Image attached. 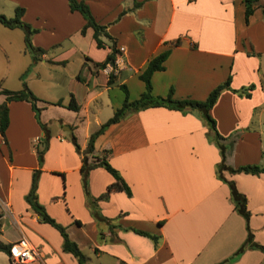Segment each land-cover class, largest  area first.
Wrapping results in <instances>:
<instances>
[{"label":"crops","instance_id":"crops-1","mask_svg":"<svg viewBox=\"0 0 264 264\" xmlns=\"http://www.w3.org/2000/svg\"><path fill=\"white\" fill-rule=\"evenodd\" d=\"M83 1L104 26L102 46L95 45L90 26L80 32L84 18L68 8L67 0H17L22 18L35 28L31 44L44 50L38 59L60 66L63 74L47 85H26L37 97L38 120L29 101L6 103L8 122L0 134V242L8 244V251L0 250V264H78L61 248L58 230L24 198L33 170L36 200L64 226L86 264H264L258 247L248 244L236 252L246 224L251 240L264 245V173L218 172L215 143L223 145V162L229 166L264 165V0L252 3L246 20L243 0ZM30 6L37 7L31 19L25 13ZM175 37L179 42L169 46L163 67L150 74L151 93L164 96L171 89L174 97L203 99L229 76V88H222L209 108L220 136L214 140L196 110L152 105L125 112L95 135L92 151L85 153L88 160L104 153L130 190L129 195L111 190L97 199L107 220L95 219L81 183L80 151L89 133L121 105L125 93L119 84L128 99L138 97L144 88L139 71ZM110 43L116 48L114 66L101 67L96 62ZM50 48L55 49L48 53ZM71 57L77 66L64 71ZM111 71L113 81L107 83ZM249 83L248 96L230 89ZM70 94L77 110L64 106ZM223 178L245 196L246 221L233 207ZM112 180L95 165L87 172L86 189L95 197ZM20 238L38 249V258L13 261L9 245Z\"/></svg>","mask_w":264,"mask_h":264},{"label":"trees","instance_id":"trees-1","mask_svg":"<svg viewBox=\"0 0 264 264\" xmlns=\"http://www.w3.org/2000/svg\"><path fill=\"white\" fill-rule=\"evenodd\" d=\"M244 1V19L246 20L247 16L251 13L253 5L252 3L255 0H243ZM67 5L70 10H77L81 13V15L84 18V23L80 27V32H84V29L86 26H90L92 28V37L95 41L96 46H102V38L101 35L105 34L104 26L97 23L96 20L91 15L89 8L87 4L83 0H67ZM23 12V7L16 5L14 7L13 15L11 16H5L4 14L0 13V23L6 27H19L23 30V41H24V48L29 50L32 53L33 59L39 58L40 54L44 51L41 47L35 46L31 44L30 42V34L35 31V28L31 27L27 22L23 21L21 19V14ZM179 42V37L172 38L168 41V47L162 49L161 51L157 52L153 56H151L143 66V68L139 71L138 77L143 81L144 88L139 94L138 97L134 99H128L126 97V88L124 84H119L122 88L123 92L125 93V96L123 98V101L121 102V105L114 109L112 114L107 117L103 122H101L97 128L93 131H91L88 135L86 146L84 150L80 151L81 153V163L79 166V171L81 175V183L83 186V190L85 193V196L87 197V205L89 207V210L91 214L95 217V219L101 220H107L104 216H102L97 208L96 200L99 198H106L109 191L115 190V189H122L127 195L130 194L129 186L128 184L123 180L117 169H115L113 166L109 164V162L106 160L105 155L101 156H93V158H90L89 160L86 157V152H91L93 149V139L95 135L99 132H101L109 123L114 122L118 120L125 112L137 110L146 106H152V105H163L170 108L179 109L181 111L184 110H196L199 115L205 120V122L208 125V128L212 131L214 140L218 138L220 135L218 134L216 128H215V122L213 117L209 114V108L215 101L217 95L219 94L220 90L224 87L229 88V76H227L222 82L218 83L216 86H214L212 89L209 90L207 95L203 99H193L190 97H174L172 96V90L169 89V91L164 96L154 95L151 93V84H150V74L155 69H161L163 67V60L166 57L169 46L175 45ZM116 53V48L113 43H110L109 45V51L106 53L104 58L101 61L96 62L97 65L103 67L106 63H110L111 66H114V56ZM113 81V72H109L107 77V83H110ZM252 83L247 84L246 86H243L241 88H230L232 91H235L239 94H243L245 96H248L249 92L248 90L252 87ZM0 92L4 94V100L0 102V134L3 135L4 129L8 122V114H7V101L11 99H25L29 101L30 106L34 112L35 118L38 120V112L39 107L35 105V101L37 100V97L32 93V91L26 86V84L23 82L22 86L18 89H9L5 87H0ZM54 103L60 104V101L57 100ZM64 106L77 110L78 104L75 102L73 96L70 94L68 101L64 104ZM42 125V123H40ZM70 140L73 143L75 149L79 151V145L77 144L75 140V136L72 134L70 136ZM219 147V153H220V160L217 163V170L218 172L222 169H226L230 172L235 171H244L249 173H264V165L256 164V163H246L237 165L235 167L229 166L223 162V145L219 143L218 141H215ZM42 149L37 150V156L40 159L41 157ZM95 165H101L103 166L113 177V180L107 184L105 190L98 194L97 196L93 197L91 196L87 189H86V175L88 170L95 166ZM36 173L37 170H33L31 174L30 179V185L27 190V192L24 195L25 200L29 203L31 208L41 216V219L45 222H48L50 225L54 226L59 234L61 235V248L67 252H70L78 262V264H86V255L81 251V249L77 246V244L71 240L67 233L65 232L64 226L57 223L51 216H49L46 211L44 210L43 206L36 200V193H35V187H36ZM220 176V174H219ZM225 182L228 185L229 188V194L231 201L233 203V207L236 211H238L245 219V221L248 218V210L245 206V196L239 192L233 181L225 179ZM135 231L143 234H147L143 230L135 229ZM246 237L243 243L239 246V248L236 250V252H239L242 250L244 245H252L255 247H258L264 252V245L253 242L251 240V232L246 224ZM152 238H154V235L148 234ZM0 250L8 251V244L0 242Z\"/></svg>","mask_w":264,"mask_h":264},{"label":"rangeland","instance_id":"rangeland-1","mask_svg":"<svg viewBox=\"0 0 264 264\" xmlns=\"http://www.w3.org/2000/svg\"><path fill=\"white\" fill-rule=\"evenodd\" d=\"M30 4L34 5V3ZM16 5H18L17 0H0V13L5 16H11L13 15ZM34 8L37 7L30 6L25 11L29 19L32 17V9ZM22 20L26 21L24 18H22ZM54 49L55 48H50L48 53L53 52ZM75 66H77L75 58L71 57L64 67V71H66V69L67 72L71 71ZM261 66L264 68L263 58L261 60ZM60 68V66L57 67V65L50 63L48 60L33 59L32 53L24 48L22 28H10L0 23V87L17 89L22 86L23 82L27 86L29 84L32 87L39 83L47 85L50 84V80L53 79V76H61L63 74ZM262 116L263 122H260V127L264 129V113ZM261 138L264 155V130L261 132Z\"/></svg>","mask_w":264,"mask_h":264},{"label":"built area","instance_id":"built-area-1","mask_svg":"<svg viewBox=\"0 0 264 264\" xmlns=\"http://www.w3.org/2000/svg\"><path fill=\"white\" fill-rule=\"evenodd\" d=\"M107 64L111 65L110 63ZM9 253L11 254L14 262H24L39 257L38 249L30 245L23 238H20L9 245Z\"/></svg>","mask_w":264,"mask_h":264},{"label":"water","instance_id":"water-1","mask_svg":"<svg viewBox=\"0 0 264 264\" xmlns=\"http://www.w3.org/2000/svg\"><path fill=\"white\" fill-rule=\"evenodd\" d=\"M65 131H67V135L68 136H71L72 135L71 134V129H70V127L68 125L65 126Z\"/></svg>","mask_w":264,"mask_h":264}]
</instances>
